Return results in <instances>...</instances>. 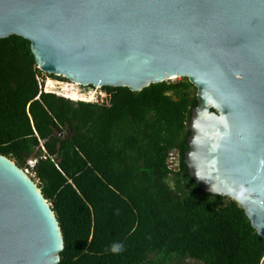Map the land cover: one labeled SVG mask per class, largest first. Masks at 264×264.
I'll return each instance as SVG.
<instances>
[{"label": "water", "instance_id": "water-1", "mask_svg": "<svg viewBox=\"0 0 264 264\" xmlns=\"http://www.w3.org/2000/svg\"><path fill=\"white\" fill-rule=\"evenodd\" d=\"M11 36L40 72L83 88L187 79L188 174L264 241V0H0V40ZM63 249L39 181L0 155V264H58Z\"/></svg>", "mask_w": 264, "mask_h": 264}, {"label": "trees", "instance_id": "trees-1", "mask_svg": "<svg viewBox=\"0 0 264 264\" xmlns=\"http://www.w3.org/2000/svg\"><path fill=\"white\" fill-rule=\"evenodd\" d=\"M47 78L29 41L0 40V155L35 161L63 234L58 264H260L264 241L243 208L202 192L183 163L197 106L187 79L83 102L45 90Z\"/></svg>", "mask_w": 264, "mask_h": 264}, {"label": "rangeland", "instance_id": "rangeland-1", "mask_svg": "<svg viewBox=\"0 0 264 264\" xmlns=\"http://www.w3.org/2000/svg\"><path fill=\"white\" fill-rule=\"evenodd\" d=\"M182 78H177L175 80H172L171 82H177L181 81ZM46 85L53 86L54 88L52 91H56L60 95H67L71 100H94L97 95L99 90H96L95 88L92 87H87V88H82V87H76V86H71L70 82L67 81L64 78H47L45 79ZM66 89V90H65ZM195 93V91H191V94ZM186 264H199L194 261L189 260Z\"/></svg>", "mask_w": 264, "mask_h": 264}, {"label": "built area", "instance_id": "built-area-1", "mask_svg": "<svg viewBox=\"0 0 264 264\" xmlns=\"http://www.w3.org/2000/svg\"><path fill=\"white\" fill-rule=\"evenodd\" d=\"M71 86H76L74 85L73 83H70ZM76 87H79V86H76ZM54 88V87H53ZM51 88V89H53ZM83 88V87H82ZM44 89H50L48 88V85H46V83L44 84ZM66 90V89H65ZM97 90V89H96ZM100 91V90H99ZM99 94V92H98ZM64 97H68V94L67 95H62ZM98 96V95H97ZM95 100H97V97L95 98ZM167 164L169 166V169L172 170V171H177V168H178V156L176 154V152H171L168 156V160H167ZM35 165V161L34 160H30L27 162V167L25 169H23L27 174H29L30 176H32V173L30 172L31 169L33 168V166Z\"/></svg>", "mask_w": 264, "mask_h": 264}, {"label": "clouds", "instance_id": "clouds-1", "mask_svg": "<svg viewBox=\"0 0 264 264\" xmlns=\"http://www.w3.org/2000/svg\"><path fill=\"white\" fill-rule=\"evenodd\" d=\"M110 250L113 253H120L123 251V245L122 244H114L111 246Z\"/></svg>", "mask_w": 264, "mask_h": 264}, {"label": "crops", "instance_id": "crops-1", "mask_svg": "<svg viewBox=\"0 0 264 264\" xmlns=\"http://www.w3.org/2000/svg\"><path fill=\"white\" fill-rule=\"evenodd\" d=\"M66 98H69V97H66ZM70 99V98H69ZM72 101H77V100H72ZM79 101H82V100H79ZM96 100L94 99H92V100H85V101H83V102H95Z\"/></svg>", "mask_w": 264, "mask_h": 264}, {"label": "bare ground", "instance_id": "bare-ground-1", "mask_svg": "<svg viewBox=\"0 0 264 264\" xmlns=\"http://www.w3.org/2000/svg\"><path fill=\"white\" fill-rule=\"evenodd\" d=\"M175 79H177V78H174V79H172V80H175Z\"/></svg>", "mask_w": 264, "mask_h": 264}]
</instances>
